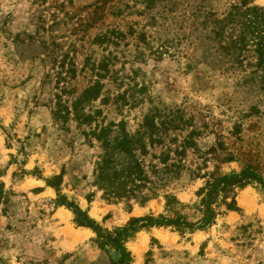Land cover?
Here are the masks:
<instances>
[{"label": "rangeland", "instance_id": "374dc122", "mask_svg": "<svg viewBox=\"0 0 264 264\" xmlns=\"http://www.w3.org/2000/svg\"><path fill=\"white\" fill-rule=\"evenodd\" d=\"M234 1L241 2L160 0L149 8L146 0H0V264L118 259L113 249L100 247L92 228L75 224L71 209L56 206L58 192L46 181L55 175H63L61 195L103 233L145 216L197 222L200 193L211 176L251 167L264 178V83L247 66L250 59L245 68L229 63L206 21L209 9L221 16ZM254 3L264 7V0ZM113 29L125 38L96 42ZM53 40L67 62L77 64L76 79L62 69V55L52 58ZM105 57L112 62L104 80L110 101L94 104L101 124L125 118L135 131L153 108L189 121L184 131H170L165 146L152 149L159 155L170 146V163H179L161 174L158 196L145 204L104 196L95 184L100 143L66 113L70 94L56 102L68 83L76 95L88 87L96 77L80 72L83 64ZM125 90L128 105L121 108L115 97ZM192 130L196 146L177 155ZM147 160L163 166L151 155ZM166 194L180 204L169 208ZM236 202L238 210L221 206L203 228L137 224L125 242L131 264H264V186L239 187Z\"/></svg>", "mask_w": 264, "mask_h": 264}, {"label": "trees", "instance_id": "16d2710c", "mask_svg": "<svg viewBox=\"0 0 264 264\" xmlns=\"http://www.w3.org/2000/svg\"><path fill=\"white\" fill-rule=\"evenodd\" d=\"M149 8L156 5L160 0H146ZM176 5L177 2H174ZM206 21L211 24L215 39L220 43V49L228 58L229 63L235 68H245V62L250 59L247 66L252 67V74L261 78L264 83V7L256 5L254 0L234 1L230 9L223 15H219L214 9L206 12ZM58 24V23H57ZM54 27V25H52ZM136 31L131 30L130 34ZM139 38L146 41L145 33H139ZM126 34L115 29L96 37V42L108 44L109 42L118 43L117 40L125 38ZM117 39V40H115ZM52 58L59 60L62 69H66L69 78L76 79L79 75L77 64L73 61L67 62V53L62 54L59 51L60 44L53 40ZM70 66H67V65ZM85 62L80 70H88L96 79L86 87L82 92L76 93V87L69 88L70 83L61 88V94H56V102H66L63 95L72 96L71 106H65L68 114H73L74 120L80 127H90L89 132L85 129L89 138L93 137L100 143L101 154L96 161L95 184L104 192L109 200H136L141 204L158 196L161 174L169 173L172 168L179 163H170L172 149L162 151L159 155L152 153V149L157 146H165L166 137L170 131L185 130L189 126V121L183 115L172 117L170 114L161 113L153 108L147 113L135 131L128 128V122L125 118L111 120L108 123L101 124L97 115L101 114L100 109H95L94 104L101 101L102 104H108L110 96L105 95L104 80L111 71L110 58L100 59L99 62ZM60 73V72H59ZM62 73V72H61ZM75 94V95H74ZM127 90L119 93L115 97L119 106L128 105ZM61 111V110H60ZM96 125L93 127V125ZM195 134L192 130L185 138L183 149L177 152V155H184L187 148L196 146L193 138ZM91 136V137H90ZM91 141V140H90ZM151 155L158 158L163 166L156 162H149L147 157ZM180 167L181 164H180ZM180 167H178L180 169ZM181 170H179V174ZM47 185L56 189L58 200L56 206H65L74 212V222L79 227L92 228L97 234L96 240L102 249H113L118 259H112V264H131L133 257L125 247L126 240L130 237V232L136 230L137 224L147 227L181 226L192 230L211 225L219 212L221 206H226L229 210H238L236 202L237 189L253 182H258L264 186V178L253 168L246 167L241 172H233L220 176H211L201 195V211L203 216L197 222H190L187 217L178 215L177 217L168 216H145L133 218L128 226L116 228L113 231L103 233L100 224L92 219L86 211H83L78 205L67 202L66 198L60 193L63 183V175H55L48 178ZM0 182V199L2 197V186ZM167 206L172 208L175 203L180 201L173 194H166ZM61 199V200H59ZM64 199V200H63Z\"/></svg>", "mask_w": 264, "mask_h": 264}]
</instances>
